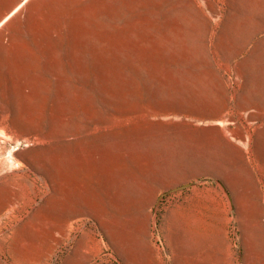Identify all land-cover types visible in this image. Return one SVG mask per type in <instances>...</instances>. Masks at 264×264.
I'll return each instance as SVG.
<instances>
[{
    "label": "rangeland",
    "instance_id": "374dc122",
    "mask_svg": "<svg viewBox=\"0 0 264 264\" xmlns=\"http://www.w3.org/2000/svg\"><path fill=\"white\" fill-rule=\"evenodd\" d=\"M252 1L28 0L55 51L0 69V264H264Z\"/></svg>",
    "mask_w": 264,
    "mask_h": 264
},
{
    "label": "crops",
    "instance_id": "0c3cea01",
    "mask_svg": "<svg viewBox=\"0 0 264 264\" xmlns=\"http://www.w3.org/2000/svg\"><path fill=\"white\" fill-rule=\"evenodd\" d=\"M252 2L259 4L263 0ZM28 3V0H23L16 7H0V69L28 68L31 66L29 62L37 60L40 54L55 51L47 48L44 31L27 27L24 11Z\"/></svg>",
    "mask_w": 264,
    "mask_h": 264
}]
</instances>
